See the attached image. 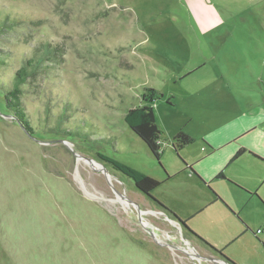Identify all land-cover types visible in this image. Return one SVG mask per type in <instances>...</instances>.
Instances as JSON below:
<instances>
[{
  "label": "rangeland",
  "instance_id": "obj_1",
  "mask_svg": "<svg viewBox=\"0 0 264 264\" xmlns=\"http://www.w3.org/2000/svg\"><path fill=\"white\" fill-rule=\"evenodd\" d=\"M6 17L15 26L0 37V264H233L153 200H173L171 185L150 198L97 153L162 180L207 145L263 134L253 110L264 109V0H0ZM47 42L62 62L22 86L29 135L1 93ZM145 87L162 94L148 102L164 133L159 160L123 120ZM180 129L195 141L175 151ZM242 212L253 229L226 254L264 264V207Z\"/></svg>",
  "mask_w": 264,
  "mask_h": 264
},
{
  "label": "crops",
  "instance_id": "obj_2",
  "mask_svg": "<svg viewBox=\"0 0 264 264\" xmlns=\"http://www.w3.org/2000/svg\"><path fill=\"white\" fill-rule=\"evenodd\" d=\"M253 111L259 117V127L263 126V129L264 109ZM255 128L243 129L240 134L234 135L227 142L219 143L218 146L212 144L216 150L207 145L208 150L202 157H194L190 161L185 158L187 162L184 165L169 173L172 177L168 175L159 180L160 185L165 182L164 184L172 186L167 197L173 195V200L154 196L181 219H185L189 228L208 243L211 242L216 248H224V255H229L231 244L240 235L244 236L249 229H253L249 226V218L242 212L245 206L264 207V133H256L249 141L246 139ZM240 148L246 151L232 160ZM241 170L244 171L243 174ZM219 172L223 173V178H216ZM174 176H178L176 181H173L176 178ZM243 176H247V180ZM181 186L193 188L198 195L191 197L181 193L184 189ZM187 203H190L188 211L183 207ZM225 256L229 257L227 254Z\"/></svg>",
  "mask_w": 264,
  "mask_h": 264
},
{
  "label": "trees",
  "instance_id": "obj_3",
  "mask_svg": "<svg viewBox=\"0 0 264 264\" xmlns=\"http://www.w3.org/2000/svg\"><path fill=\"white\" fill-rule=\"evenodd\" d=\"M15 26L14 19L3 18L0 19V37L5 35V32ZM62 49L59 46H53L50 43H42L39 47L34 48L31 53L22 61L20 67L15 71L11 85L8 89L4 90L1 94L2 103L7 112L17 120L20 126L29 134L33 133L32 127L29 124L24 108L21 104L22 86L30 81L34 83L38 80L40 75L51 72V69L57 64L62 62ZM6 54L0 50V65H6ZM38 85V84H37ZM144 92L141 94L142 103L140 105L129 108L123 116L125 124L129 129L134 132L148 147L151 154L157 159H160L161 144L160 140L163 136L162 131L158 128L155 120L153 108L148 104L149 98L153 100L162 97L155 91L154 88L145 87ZM147 102V103H145ZM192 136L187 134L184 130H178L172 137V146L175 151H179L184 146L193 143ZM244 148H240L232 157V160L245 152ZM98 157L108 163L114 170L119 171L124 176L132 180L134 186L144 195L151 198V192L157 188L161 181L125 164L114 158H111L102 153H97ZM253 154V153H252ZM254 156H257L253 154ZM168 177V175H167ZM216 178H223V173L219 172ZM153 200L164 210H167L169 215L178 220L183 229L190 234L197 237L204 242L208 247L222 255L227 261L235 264L228 257L223 254L224 248H216L201 236L192 231L187 225L185 219H181L173 211L164 206L160 201L153 198Z\"/></svg>",
  "mask_w": 264,
  "mask_h": 264
},
{
  "label": "water",
  "instance_id": "obj_4",
  "mask_svg": "<svg viewBox=\"0 0 264 264\" xmlns=\"http://www.w3.org/2000/svg\"><path fill=\"white\" fill-rule=\"evenodd\" d=\"M6 116H8V117H11V118H13L14 116H12V115H6ZM15 119V118H14ZM17 121V120H16ZM25 131V130H24ZM26 132V131H25ZM27 133V132H26ZM29 134V133H28ZM30 135V134H29ZM78 155V154H77ZM76 155V156H77ZM79 156V155H78ZM89 161H91V159H88ZM103 171L104 172H106V169L105 168H103ZM131 203H133L132 201H130ZM135 205H136V203H134ZM137 209V214H138V219H139V222L141 223V225L150 233V235L153 237V238H155V232H154V230H153V228H152V225H150V224H145L146 222H144L143 220H142V211L137 207L136 208ZM173 218V217H172ZM176 220V219H175ZM176 222H178L179 223V221L177 220ZM180 224V223H179ZM204 243V242H203ZM196 255H198V254H196Z\"/></svg>",
  "mask_w": 264,
  "mask_h": 264
},
{
  "label": "flooded vegetation",
  "instance_id": "obj_5",
  "mask_svg": "<svg viewBox=\"0 0 264 264\" xmlns=\"http://www.w3.org/2000/svg\"><path fill=\"white\" fill-rule=\"evenodd\" d=\"M220 255V254H219ZM221 257H223L222 255H220ZM224 258V257H223ZM209 260H218L217 258H214V257H209Z\"/></svg>",
  "mask_w": 264,
  "mask_h": 264
},
{
  "label": "bare ground",
  "instance_id": "obj_6",
  "mask_svg": "<svg viewBox=\"0 0 264 264\" xmlns=\"http://www.w3.org/2000/svg\"><path fill=\"white\" fill-rule=\"evenodd\" d=\"M94 166H96V167H97L98 165H97V164H96V165L94 164ZM122 200H123V199H122Z\"/></svg>",
  "mask_w": 264,
  "mask_h": 264
},
{
  "label": "built area",
  "instance_id": "obj_7",
  "mask_svg": "<svg viewBox=\"0 0 264 264\" xmlns=\"http://www.w3.org/2000/svg\"><path fill=\"white\" fill-rule=\"evenodd\" d=\"M258 232H260V230H258Z\"/></svg>",
  "mask_w": 264,
  "mask_h": 264
}]
</instances>
